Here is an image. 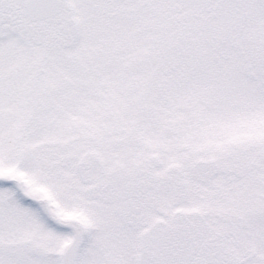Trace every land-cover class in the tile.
Masks as SVG:
<instances>
[{
    "label": "snow or ice",
    "instance_id": "1",
    "mask_svg": "<svg viewBox=\"0 0 264 264\" xmlns=\"http://www.w3.org/2000/svg\"><path fill=\"white\" fill-rule=\"evenodd\" d=\"M0 264H264V0H0Z\"/></svg>",
    "mask_w": 264,
    "mask_h": 264
}]
</instances>
